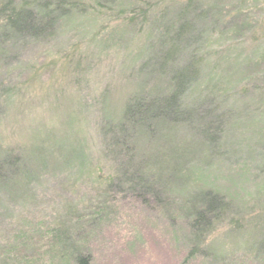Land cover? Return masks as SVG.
I'll use <instances>...</instances> for the list:
<instances>
[{
	"label": "rangeland",
	"instance_id": "rangeland-1",
	"mask_svg": "<svg viewBox=\"0 0 264 264\" xmlns=\"http://www.w3.org/2000/svg\"><path fill=\"white\" fill-rule=\"evenodd\" d=\"M74 1L52 37L0 44V158L26 157L0 185V264H264V0H192L218 25L186 105L213 93L229 120L205 137L198 114L156 121L130 185L101 130L159 83L161 53L149 64L147 51L189 0Z\"/></svg>",
	"mask_w": 264,
	"mask_h": 264
},
{
	"label": "trees",
	"instance_id": "trees-1",
	"mask_svg": "<svg viewBox=\"0 0 264 264\" xmlns=\"http://www.w3.org/2000/svg\"><path fill=\"white\" fill-rule=\"evenodd\" d=\"M118 1L120 0H109L108 3L114 4ZM1 4L0 44L2 45L5 43L15 45L26 40L34 42L45 36L52 37L59 21L69 17L77 6L74 0H6ZM185 5L188 6L187 9L189 8L188 13L179 19V23L171 26L175 30V35L170 37L168 33L159 50L151 43L150 51H147L146 62L149 64L154 62L153 58L156 57L153 53H161L159 58L163 62L160 68L162 70L152 78L159 83L147 89L148 82H145L138 94L121 111V120H118L115 126L102 127L104 153L118 162L115 164L116 174L113 179L121 184L130 185L136 180L144 181L143 174H139L142 170L137 162L138 159L136 160L135 151L141 135L146 137L147 133L155 132L158 124L156 121L168 120L165 116L171 113L177 117L185 116L184 120L181 119L182 123H188L191 122L189 119L194 114H198V117L209 120L203 131L205 137L218 122L221 127L225 120H229L228 113H223V116L217 114V107L213 106L214 100L210 98L213 93L208 97L199 98L197 103L192 101V108L186 105V96L201 81L205 66L208 65L200 52L202 42H205L208 30H213L218 24L212 20L214 14L203 10L200 2L189 0ZM60 9H63L62 15L59 14ZM152 79L150 78V81ZM161 84L164 87L160 89ZM201 104L207 105L208 110L200 115ZM210 107L213 108L209 110ZM154 109L157 110L156 118L150 117V119L155 122L146 120V116H150ZM25 159V156L12 154H5L0 158V185L3 181H7L10 175L17 177L15 174L25 171ZM83 159L82 156L81 161ZM8 172L11 174L7 176ZM111 177L106 180L112 179ZM76 260L78 264L90 262L89 256L78 257Z\"/></svg>",
	"mask_w": 264,
	"mask_h": 264
}]
</instances>
